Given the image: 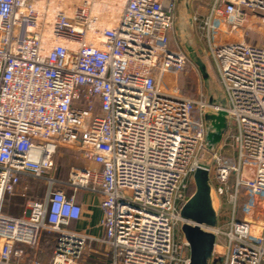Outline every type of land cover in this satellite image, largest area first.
Returning a JSON list of instances; mask_svg holds the SVG:
<instances>
[{
  "label": "built area",
  "instance_id": "1",
  "mask_svg": "<svg viewBox=\"0 0 264 264\" xmlns=\"http://www.w3.org/2000/svg\"><path fill=\"white\" fill-rule=\"evenodd\" d=\"M191 9L231 120L211 156L212 264H263L264 46L248 29L264 0ZM176 10L177 0H0V264H43L28 250L44 234L55 238L50 264H190L180 211L210 105L183 90L195 66L173 45ZM62 151L82 161L66 181L48 177ZM29 180L46 181L45 196L6 212ZM66 188L101 197L103 236L73 228L84 210Z\"/></svg>",
  "mask_w": 264,
  "mask_h": 264
},
{
  "label": "water",
  "instance_id": "2",
  "mask_svg": "<svg viewBox=\"0 0 264 264\" xmlns=\"http://www.w3.org/2000/svg\"><path fill=\"white\" fill-rule=\"evenodd\" d=\"M192 1L177 0L175 32L181 48L198 68L210 105L204 114L206 154L194 174V194L182 206L181 233L189 245L190 264H212L219 213L210 176L211 156L221 144L231 120L226 94L212 77L205 53L194 36Z\"/></svg>",
  "mask_w": 264,
  "mask_h": 264
},
{
  "label": "rangeland",
  "instance_id": "3",
  "mask_svg": "<svg viewBox=\"0 0 264 264\" xmlns=\"http://www.w3.org/2000/svg\"><path fill=\"white\" fill-rule=\"evenodd\" d=\"M254 22H255V20L252 21L251 26L248 29L249 36L250 37L252 36L255 39L257 44L264 46V34L261 33V22L258 24H255ZM257 30L260 32H258ZM194 36H195L196 41L198 42V44L201 46V48L203 49V51L205 53V57L207 60L209 71H210L212 77L214 78L217 85L221 89V86L218 82V77H217L216 71L214 69V66L212 65V63H210V59H209V57L205 51L204 46L201 44V42L197 38L195 30H194ZM172 42H173V45H175V46L178 45L179 47H181L180 43L177 39L176 32L173 36ZM182 87H183V90L186 93V95H188L191 98H197L200 93H203L206 96V90L204 88L203 81H202L201 75L199 73V70L196 66L194 68H191L188 71V75L185 76V78L183 80ZM195 114H197V113L195 112L194 116H196ZM225 137H226V134H225L223 140L225 139ZM227 152L231 153L232 150H228ZM81 163H82L81 159H79L78 156L75 155L74 153L62 151V152H60V154L56 158L55 169L50 173V175L48 177H53L57 180L66 181L69 178L71 169L73 167L80 165ZM24 185H26L29 189L27 198L22 200V201L20 200V198H15V197L11 198L10 202H9V204H10L9 208L7 207L5 210L6 212L12 213L14 211L13 208L16 209L17 211H19V209L21 207L27 206L33 200L38 199L42 195H44V193H46L47 187H48L46 181H44V180L25 181ZM8 200L9 199H7V201ZM223 222H225V220H223ZM178 237L183 238L180 227L178 228ZM49 258L51 261L52 256H49L48 253H44L42 255V259H43L42 261L44 263H46L45 261H48Z\"/></svg>",
  "mask_w": 264,
  "mask_h": 264
},
{
  "label": "crops",
  "instance_id": "4",
  "mask_svg": "<svg viewBox=\"0 0 264 264\" xmlns=\"http://www.w3.org/2000/svg\"><path fill=\"white\" fill-rule=\"evenodd\" d=\"M254 20H255L254 22L255 24H258L261 22V33L264 34L263 32L264 31V14H261L259 18H255ZM248 41L252 44H257L255 39L252 36L251 37L249 36V32H248ZM66 193L68 196H74L76 198V201L83 206V210H84L82 220L74 223L73 228L77 229L78 231L89 234L91 236H96V237L103 236L104 231L101 226V222H102L104 213L101 207V197L97 194H92V193H89L83 190L74 192V190H72L71 188H66ZM44 196H45V193L38 199H42ZM38 199H35V200H38ZM256 218L261 220V209L257 211ZM54 246H55L54 236L44 234L42 235V238L40 240L39 247L36 250L29 249L28 251L32 255L36 254L37 257L42 261L43 260L42 255L44 253H48L49 256L53 255ZM94 247L95 246H93V248ZM96 248L97 250L103 253L104 251L107 252V249H108L105 246H101V247L96 246ZM50 258L48 259V261H45L46 263L42 261L43 264H50L49 263ZM108 262H109L108 257H102L98 255H95L92 258H89V257L87 259L85 258V263H88V264H104Z\"/></svg>",
  "mask_w": 264,
  "mask_h": 264
},
{
  "label": "trees",
  "instance_id": "5",
  "mask_svg": "<svg viewBox=\"0 0 264 264\" xmlns=\"http://www.w3.org/2000/svg\"><path fill=\"white\" fill-rule=\"evenodd\" d=\"M195 192V187L194 186H192L191 188H190V190H189V195H192L193 193Z\"/></svg>",
  "mask_w": 264,
  "mask_h": 264
}]
</instances>
